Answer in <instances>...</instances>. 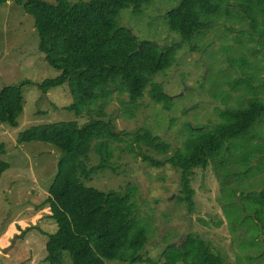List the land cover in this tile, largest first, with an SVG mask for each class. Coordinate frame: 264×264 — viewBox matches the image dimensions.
Segmentation results:
<instances>
[{
	"label": "rangeland",
	"instance_id": "374dc122",
	"mask_svg": "<svg viewBox=\"0 0 264 264\" xmlns=\"http://www.w3.org/2000/svg\"><path fill=\"white\" fill-rule=\"evenodd\" d=\"M180 1L151 0L139 12L132 6L123 9L119 24L137 40L178 43L180 36L169 31L165 15ZM45 57L39 51L33 16L12 1L0 4V90L22 81L35 83L22 88L23 109L16 127H0V161L9 167L0 177V264H50L46 261L48 234L58 230L46 201L62 154L46 144L18 145V136L36 127L71 122L82 127L91 121L88 115L78 116L66 109L73 102L68 85L48 94L36 86L60 74ZM254 75L264 100V43H258L250 21L234 6L228 13L222 11L209 30L183 44L172 68L151 78L152 83L163 86L168 103H155L150 86L134 119H122L127 98L115 97L106 121H112L118 134L146 130L174 151L182 147L188 128L212 129L219 124L218 109L236 106L241 97L250 94L245 84H254ZM251 137L230 144L229 152L227 147L205 170L195 172L191 213L186 203L178 201L179 171L170 166L151 168L137 155L145 149L135 150V155L128 153L129 139L125 137L114 145L111 168L85 181L104 192H123L129 186L137 190L136 216L152 229L144 250L150 262L143 264H165L162 252L170 245H182L186 235L201 237L228 264H263L264 259L256 258L257 249L252 250L257 237L248 231L252 220L239 213L244 205L241 193L259 191L264 184V125L256 127ZM90 159V167L99 164L95 153ZM249 255L256 260L250 263Z\"/></svg>",
	"mask_w": 264,
	"mask_h": 264
},
{
	"label": "trees",
	"instance_id": "16d2710c",
	"mask_svg": "<svg viewBox=\"0 0 264 264\" xmlns=\"http://www.w3.org/2000/svg\"><path fill=\"white\" fill-rule=\"evenodd\" d=\"M8 1L33 16L39 51L60 73L57 78L36 86L48 94L54 88L68 85L73 102L66 109L91 118L82 127L71 122L32 128L17 139L18 145L46 144L62 154L46 201L51 210L50 218L58 227L56 233L48 234L46 261L50 264L149 263L144 250L152 229L136 216L137 190L129 186L123 192H104L88 186L85 180L111 168L114 145L125 137L129 139L128 153L135 155V150L145 149L146 152L137 155L151 168L170 166L179 171L181 196L178 201L186 203L191 213L194 206L191 182L195 172L205 170L227 147L229 152L230 144L252 138L256 127L264 125V100L255 86L258 78L254 75V84H245L251 93L241 97L239 104L218 109L219 124L212 129L188 128L189 135L182 147L174 151L146 130L131 135L116 133L112 121H106L107 109L115 97H126L122 119H134V112L141 109L139 101L150 86L155 103H168L170 98L163 86L152 83L151 78L172 68L182 45L209 30L221 12L228 13L231 7L244 13L258 43H264V0H181L165 15L169 31L178 34L180 42L166 45L137 40L119 24L121 10L132 6L134 12H139L151 0H80L75 3L0 0V4ZM28 85L35 83L22 81L0 90V127H16L23 109L22 88ZM92 153L100 160L94 167H90ZM8 168L0 161V177ZM258 190L241 193L239 198L244 199V205H240L239 213L252 220L248 231L257 235L252 241V250L257 249L256 258L264 259V184ZM162 257L165 264H228L197 235H186L180 246L166 247ZM247 258L250 263L256 260L253 255Z\"/></svg>",
	"mask_w": 264,
	"mask_h": 264
},
{
	"label": "flooded vegetation",
	"instance_id": "af4514ba",
	"mask_svg": "<svg viewBox=\"0 0 264 264\" xmlns=\"http://www.w3.org/2000/svg\"><path fill=\"white\" fill-rule=\"evenodd\" d=\"M243 233H245V231H243Z\"/></svg>",
	"mask_w": 264,
	"mask_h": 264
}]
</instances>
